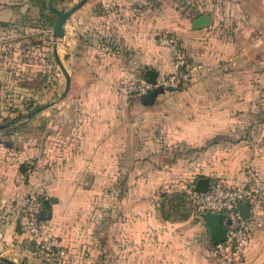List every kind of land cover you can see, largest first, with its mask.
Wrapping results in <instances>:
<instances>
[{
    "label": "crops",
    "instance_id": "0c3cea01",
    "mask_svg": "<svg viewBox=\"0 0 264 264\" xmlns=\"http://www.w3.org/2000/svg\"><path fill=\"white\" fill-rule=\"evenodd\" d=\"M78 1L0 0V124H9L0 129V251L39 264L20 218L35 191L65 264H216L205 221L166 189L201 177L241 184L248 170L264 180L261 85L239 84L264 67V0H221L215 30L213 14L198 11L208 0H87L63 23L57 61L58 13ZM202 14L208 21L194 24ZM163 31L203 70L151 104L119 94L122 78L173 70L156 40ZM249 221L242 264H264V209Z\"/></svg>",
    "mask_w": 264,
    "mask_h": 264
},
{
    "label": "built area",
    "instance_id": "2783aa9c",
    "mask_svg": "<svg viewBox=\"0 0 264 264\" xmlns=\"http://www.w3.org/2000/svg\"><path fill=\"white\" fill-rule=\"evenodd\" d=\"M156 40L169 49L173 70L156 77L154 84L143 74L122 78L116 85L119 94L143 97L154 90L177 91L187 86L203 70V64L191 57L188 48L175 35L159 32ZM169 189L184 193L190 200L193 214L199 218H203L206 211H211L231 219V223L226 225L224 240L213 244L211 253L216 264H242L249 240V219L264 209V180L254 171L248 170L246 180L241 184L218 177L210 181L204 191L196 190L195 182L185 180L172 182L166 190ZM242 203L249 205V216L245 219L241 218L238 211ZM42 208V195L28 191L22 203L20 218L29 251L39 264H65L67 252L57 246L47 233Z\"/></svg>",
    "mask_w": 264,
    "mask_h": 264
},
{
    "label": "water",
    "instance_id": "95a60500",
    "mask_svg": "<svg viewBox=\"0 0 264 264\" xmlns=\"http://www.w3.org/2000/svg\"><path fill=\"white\" fill-rule=\"evenodd\" d=\"M86 1L87 0H79L76 4H74L70 8L58 13V17L56 19L53 32H52V37H51L52 49H53V53L57 61H58L57 44H58L59 39H61L63 36V23L65 19L71 13H73L76 9L81 7ZM207 21H208V16L206 14H202L198 19L194 20V24L201 23V22L206 23ZM143 75L150 83L152 84L155 83L157 72L154 69H151V68L145 69ZM65 79H66V88L68 89L70 77L65 74ZM160 92L162 91L154 90L146 94L142 98L146 104H151L153 103L156 95ZM51 103H52L51 101L44 103L43 105H40L36 107L35 109L27 112L25 115H23V119H27L35 115L36 113L40 112L44 108L51 105ZM8 125H9L8 123L0 124V129ZM208 185H209V179L206 177H201L197 179L195 183V189L198 191H204ZM238 211L242 219L247 218L249 216V205L247 203L240 204L238 207ZM203 220L205 221V224L207 225L209 237L212 243L217 244L223 241L225 238V233H226V225L231 223V219L230 218L225 219L223 215L219 212L206 211L203 215ZM27 244L29 243L27 242ZM0 262L4 264H19V263L13 262L10 259H8L6 256L2 254L1 251H0Z\"/></svg>",
    "mask_w": 264,
    "mask_h": 264
},
{
    "label": "rangeland",
    "instance_id": "374dc122",
    "mask_svg": "<svg viewBox=\"0 0 264 264\" xmlns=\"http://www.w3.org/2000/svg\"><path fill=\"white\" fill-rule=\"evenodd\" d=\"M181 4V0H176V4ZM203 3V2H202ZM208 3H209V6L208 5H206L205 3H203V5H202V7H200V8H198V11H208V12H210V13H212L213 14V16L215 17V23H214V25H213V29L215 30L216 29V25H217V20H216V18H218V16L217 15H219V11H220V8H221V0H208ZM218 8V9H217ZM218 10V11H217ZM193 12H195V11H193ZM225 17H227V14H225ZM261 32L263 33L264 32V26H263V23L261 24ZM230 32V31H229ZM228 35L230 36L231 34L230 33H228ZM262 54H264V51L261 53V55H259V57L260 56H262ZM255 55V52L254 51H251V55L250 56H254ZM258 56V55H257ZM263 61V60H262ZM259 62H257V64H256V67H261V68H256L255 66H254V68H256L257 69V71H255L256 72V74L254 75L253 74V71H250V72H244V75L245 76H242V74H241V80H240V82H239V84H240V89L242 88L243 89V86H244V84H245V79L246 78H250V77H253L256 81H257V83L259 84V85H261V87H259L258 89H257V91L255 92V95H256V99L257 100H259V102L257 103V105H256V108H255V113L257 114V116H258V118H261V116H263L264 115V67L263 66H260V65H262V64H258ZM246 65V64H245ZM251 69L253 68V67H250ZM254 75V76H253ZM239 76H240V74H239ZM239 78V77H238ZM251 80H252V78H251ZM250 80V81H251ZM255 80H253V81H255ZM188 87H189V84L187 85V86H185V87H183L182 89H180V90H177V91H183V90H187L188 89ZM259 123H257L256 124V127H260V126H262L261 124L260 125H258Z\"/></svg>",
    "mask_w": 264,
    "mask_h": 264
}]
</instances>
